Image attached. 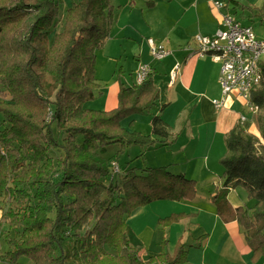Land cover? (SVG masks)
<instances>
[{
    "label": "trees",
    "instance_id": "16d2710c",
    "mask_svg": "<svg viewBox=\"0 0 264 264\" xmlns=\"http://www.w3.org/2000/svg\"><path fill=\"white\" fill-rule=\"evenodd\" d=\"M246 8L263 20L264 4ZM113 11L112 0L72 2L50 41L60 0H0V203L6 205L0 204V231H12L2 254L10 264H19L21 256L32 264L187 262L190 245L180 240L170 254L164 231L192 214L159 217L160 250L147 259L130 244L127 217L156 200L194 199L196 180L166 165L132 166L134 158L119 164L113 177L110 163L118 160L106 157L113 146L117 155L130 146L173 141L159 114L151 117L146 135L122 125L130 118L132 126L131 117L158 100L152 72L139 84L119 82L111 109L85 105L99 94L96 52L110 36ZM260 69L262 79L251 90L260 109L258 135L239 121L225 134L221 186L210 196L218 217L244 234L253 262L264 261V61ZM236 187L245 190L247 201L233 207L227 194ZM206 238L199 237L198 245Z\"/></svg>",
    "mask_w": 264,
    "mask_h": 264
},
{
    "label": "crops",
    "instance_id": "0c3cea01",
    "mask_svg": "<svg viewBox=\"0 0 264 264\" xmlns=\"http://www.w3.org/2000/svg\"><path fill=\"white\" fill-rule=\"evenodd\" d=\"M145 1L118 0V6L112 3L114 21L110 36L100 50L109 43V56L114 61L111 75L113 83L107 85L98 82L99 94L85 105L101 110L115 107L119 82L124 85L135 83L134 71L137 66L140 63L150 65L154 83L160 92L159 98L144 113L149 115L147 119H138L133 115L132 126H128L130 118L124 120L122 125L133 133L146 135L151 131V117L159 114L169 126L173 141L168 145L150 146L160 148L156 151L160 157L155 166L166 165L171 172L182 173L196 180L198 188L192 200H156L150 203L155 204L156 210L160 212L156 220L174 211L192 214L191 217L171 224L164 231L168 239L167 251L172 254L178 241L184 240L190 245L185 264H264V261L251 260V250L238 225L223 222L210 199L221 186L223 167L219 160L225 152V134L238 122L243 110L242 102L234 95L227 97L219 109L214 107L212 99L221 96L219 65L209 57L202 58L192 53L193 36L196 33H215L220 27L219 15L205 0H155L152 7L146 6ZM224 1H227L229 10L234 14L231 4L237 0ZM160 10L159 15L157 12ZM245 24L251 25L250 22ZM167 25L171 29L177 27L173 39L169 38ZM146 37H154V40L166 44L162 45L173 53L162 60L153 59ZM100 50L96 52V65ZM175 61H181L182 65L177 78L170 84L169 70ZM124 63L131 64L128 69L131 80L125 77ZM245 127L258 133L257 124L249 122ZM200 187H203L201 196ZM245 195L242 187H236L229 189L227 198L233 207H237L247 201ZM142 209L143 207L136 208L129 216ZM165 211L171 212L162 214ZM159 228L161 229L160 225ZM147 229L136 233L137 239L144 245L150 239V231L145 233ZM127 235L129 236L128 223ZM203 235H207V238L198 245L197 239ZM173 239L176 243L174 246L171 242ZM159 250L150 253L142 246L140 254L147 259Z\"/></svg>",
    "mask_w": 264,
    "mask_h": 264
},
{
    "label": "built area",
    "instance_id": "2783aa9c",
    "mask_svg": "<svg viewBox=\"0 0 264 264\" xmlns=\"http://www.w3.org/2000/svg\"><path fill=\"white\" fill-rule=\"evenodd\" d=\"M220 12V27L211 35L196 33L193 36L192 53L198 57H209L219 65L218 83L221 96L212 99L216 109L222 107L230 95L243 104L238 121L241 124H257L259 106L251 100V90L259 85L262 75L260 62L264 61V38H259L254 28L243 24L229 10L227 1L207 0ZM146 42L151 57L162 60L173 52L148 37ZM182 62L175 61L169 70L170 84L177 78ZM147 63H140L134 71L135 83H141L151 72ZM112 176L120 172L119 163L111 161Z\"/></svg>",
    "mask_w": 264,
    "mask_h": 264
},
{
    "label": "rangeland",
    "instance_id": "374dc122",
    "mask_svg": "<svg viewBox=\"0 0 264 264\" xmlns=\"http://www.w3.org/2000/svg\"><path fill=\"white\" fill-rule=\"evenodd\" d=\"M75 1H77V0H60V12H59V15L57 18L58 22L51 29V35L49 38L50 41L52 39V34L59 32L62 29V24H63V19H64L63 15L65 14L66 9L72 4V2H75ZM205 1L208 3L207 0H205ZM160 2H162V1H160ZM112 3L115 6H118L119 2H118V0H112ZM162 3H166V2H162ZM263 4H264V0H237L231 4V7L234 11V14L239 19V21L243 24L250 22L254 28V32L260 38L261 37L264 38V18L261 21V19L257 15L251 17V15H252L251 11L248 8H246V6L261 7ZM242 5L245 7V9L242 8ZM209 6H210V4H209ZM210 8L213 11H215L219 15V18H220V12L217 11L216 9L212 8L211 6H210ZM159 9H161V7ZM253 12L257 13V10H254ZM157 14L160 15L161 10H160V12H157ZM247 18H249L250 21H248ZM167 29L169 30V34H168L169 38L173 39L176 30L169 28V25H167ZM146 38H148V37H146ZM140 40H141V38H139L138 41H140ZM155 41L157 42V44H163L160 41H159L160 43L157 40H155ZM146 44H147V42H146ZM163 45H166V44H163ZM109 51H110V45H109V43H107L106 47L103 50H100L98 52V61H97V65H96V78L100 84H107V85L109 84L110 85L111 83H113L112 82L113 78L111 75H112V69L114 66L113 65L114 61H111V58L109 56L110 55ZM130 65H131L130 63H127V64L124 63L123 64V67L125 69V77H128V78H130V74L128 71V69L131 68ZM130 80H131V78H130ZM1 99H2V97H1ZM4 99H6V100L9 99V96H7ZM133 117H136L138 119L142 118L145 120L149 117V115L148 114H144V115H138L137 114ZM0 121H1V116H0ZM252 133L258 135V133L256 131H253ZM56 137H57L58 141H61V137L59 135H56ZM145 148L146 147L142 148L139 146H130L127 148V150L122 151V152L118 153L117 155H114V154H116L119 147L113 146L111 149H109L106 152V157L116 158L121 166L126 161H129L133 158H134V160L131 163L132 166H138V167H142L144 165L145 166L146 165L155 166L157 164L156 160L160 157V155H158L159 153H157L156 151H158V149H160V148L149 147V149H147V150ZM52 154L55 156V155H57V152H52ZM139 154H141V156H138L137 158H135ZM197 190H198V188L196 185V191ZM202 191H203V187H200L199 188V196L202 195ZM239 191H240V189H239ZM0 204L2 206H6L3 202ZM169 212H171V211H165V213H162V214H167ZM174 212H176V211H174ZM158 214L160 215V212L156 210L155 204H148V205L143 206V209L139 210L136 214L127 217L128 231H129L128 238H130V244L132 246H139V248L140 247L142 248V246H145L147 251H149L150 253H154V252H157L159 250L160 240H161V237L163 235L162 234L163 230L159 228V225H158L157 220H156L158 217ZM147 227H149V229H147ZM5 229L6 228H4V230L2 232L0 231V264H7V261L2 257V254L8 249V245L5 241V237H6L7 233L12 234V231H5ZM135 229H136V231H135ZM145 229H147L145 231V233L148 230L150 231L149 232L150 239H149L148 243L146 242L147 245H144L143 242L139 241L137 239L138 235L136 234L139 231H144ZM171 242H172L173 246H174V244H176L174 242V239ZM110 252L114 253L115 251L113 249H110ZM18 263L19 264H32L31 261L25 256H21L18 259Z\"/></svg>",
    "mask_w": 264,
    "mask_h": 264
}]
</instances>
